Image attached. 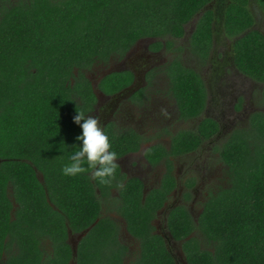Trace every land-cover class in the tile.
<instances>
[{
    "label": "trees",
    "instance_id": "16d2710c",
    "mask_svg": "<svg viewBox=\"0 0 264 264\" xmlns=\"http://www.w3.org/2000/svg\"><path fill=\"white\" fill-rule=\"evenodd\" d=\"M211 1L0 0V264H71L69 230L80 234L89 228L79 243L77 264H177L151 221L175 188L170 156L198 149L200 134L218 130L213 120L204 119L198 133L173 137L169 150L158 145L148 151L153 163L166 161L167 174L162 188L145 202L139 181L119 185L118 165L111 185L90 173L66 177L62 167L81 143L76 137L82 129L73 117L77 111L94 117L98 96L90 73L122 61L141 40L174 47L184 26ZM246 4L233 3L226 12L231 35H242L252 25ZM212 18L205 12L192 36L201 58L211 49ZM235 51L242 71L264 83V37L247 33ZM167 73L184 117L201 115L207 93L200 74L179 58ZM132 81L129 71L112 72L97 89L114 95ZM104 131L117 158L138 150L135 132H116L112 125ZM222 156L229 185L210 193L198 221L187 207L175 208L169 231L183 242L188 264H264V113L236 132ZM113 188L118 197L112 196ZM114 212L139 241L138 251L122 242Z\"/></svg>",
    "mask_w": 264,
    "mask_h": 264
},
{
    "label": "flooded vegetation",
    "instance_id": "af4514ba",
    "mask_svg": "<svg viewBox=\"0 0 264 264\" xmlns=\"http://www.w3.org/2000/svg\"><path fill=\"white\" fill-rule=\"evenodd\" d=\"M242 1L212 0L202 12L198 13L184 26V35L181 38L175 39V46L172 48H168L165 41H162V46L158 47L154 45L156 40L153 39H147L150 40L147 45L139 47L144 40L139 41L121 62L125 65L123 70L132 73L133 81L117 94L106 95L102 92L104 96L100 99L98 98L94 112V116H98L97 118L103 129L108 125H112L116 132L133 131L139 136L138 150L126 153L117 158L116 161L119 160V164L117 163V165L123 175V179L118 182L119 185L125 186L131 180L139 181L142 186L143 202H145L151 192H156L162 188L167 174L166 161L162 159L158 163H153L148 158V151L158 145H162L169 150L173 137L183 131L198 133L204 119H211L216 123L218 130L213 131L211 135L200 134L202 143L198 149L170 156L174 168L172 174L175 188L167 195V199L156 212L151 224L153 232L164 238L167 248L172 254H174V243L176 241L169 231L171 212L177 207L184 206L187 207L193 218L198 221L203 212V206L210 198V193L217 188L227 187L231 180L229 166L223 161L222 151L224 147L233 137H236L237 131L250 127L251 119L255 114L259 112L264 113V83L259 82L254 76L242 71L238 60H236L235 51L236 42L247 33L252 31L259 32L264 37V6L261 0H246L247 10L250 12L253 20L251 27L248 28L246 33L231 35L225 26L226 12L229 7L233 3H236V5L241 4ZM235 10L241 9L235 7ZM207 11H211L213 15L211 22L212 42L208 56L201 58L194 51L192 36L195 33L198 21ZM178 45L185 46L179 47ZM167 53L169 56L164 59L163 55ZM187 54L195 59L190 58V61L186 57V61L194 63L187 65L185 61ZM215 56H217V59H215ZM130 58L131 61H129ZM177 58H179L185 67L197 71L205 85L207 93L205 109L197 117H184L180 111L174 92L169 87L164 92L159 93L160 83H169L167 69L170 68ZM208 63L212 64L207 71V75L204 77L201 70ZM101 68H104V66ZM103 77L99 73L95 77L89 75L90 80L93 81V85L97 84V87ZM250 84L255 87H261L259 93L260 101H258L260 106L257 108L247 101L248 97L245 89ZM236 87L243 89L242 93L237 96H235ZM96 91L101 93L97 88ZM158 93L163 97V100L160 101L158 99ZM154 106H159V109H156ZM161 110L162 114H160ZM168 114H171V116L176 115L180 124L186 125V127L170 134L167 128L161 129L160 126V132L156 133V135H151L152 130L157 127L154 123L159 121L158 117L164 120V117ZM167 137L169 138V142L164 140ZM207 144L212 145L211 150L213 154H217L222 166L219 165L220 171L226 173V175L224 176L223 184L214 185L211 190H208L203 195V198L197 203L200 206V210H195L197 192H199V185H201L200 182H204L207 178H205L203 172L207 171L211 165L207 162V159H203L202 155ZM189 159H191L190 162ZM194 161L198 162V165L196 164L198 171H192ZM216 163L218 162L214 160L213 164ZM182 166L186 168V172L183 173L185 175L180 177ZM193 173H196V175ZM117 192V188L111 189L113 197L115 195L118 197ZM193 199L194 201H192ZM114 206L115 202H112L110 208L114 209ZM118 215L116 212L111 213L112 218L121 226L120 237L122 242L129 246L131 251L137 249V246L139 250V241L128 232L126 221L122 217L118 219Z\"/></svg>",
    "mask_w": 264,
    "mask_h": 264
},
{
    "label": "clouds",
    "instance_id": "9594fccd",
    "mask_svg": "<svg viewBox=\"0 0 264 264\" xmlns=\"http://www.w3.org/2000/svg\"><path fill=\"white\" fill-rule=\"evenodd\" d=\"M73 121L82 129L81 135L76 137L81 143L63 165L62 174L76 177L90 173L100 183L111 185L116 180L117 153L111 150L109 136L99 119L77 111Z\"/></svg>",
    "mask_w": 264,
    "mask_h": 264
},
{
    "label": "rangeland",
    "instance_id": "374dc122",
    "mask_svg": "<svg viewBox=\"0 0 264 264\" xmlns=\"http://www.w3.org/2000/svg\"><path fill=\"white\" fill-rule=\"evenodd\" d=\"M148 41L150 40H144L139 47H143L145 45H147ZM179 46V45H178ZM181 46H185V45H180L179 47ZM185 51V50H184ZM169 56L168 53L167 54H164L163 55V58L165 59V57ZM186 57H187V60H190L191 59H195L193 58L192 56H190L189 54H187V56H185V61H186ZM191 58V59H190ZM215 59H217V56H215ZM238 60V59H236ZM131 61V58L130 60ZM188 62L186 61L187 65H189L190 63H194V62ZM121 62H112L110 66H108V68H101V67H98L97 69H94L91 73H90V76H93L95 77L97 75V73H99V75H105V73H108L109 70H114L113 68H119L121 67ZM130 63V62H129ZM212 63H208L206 65H204L202 67V72H203V76L205 77L207 75V71L209 69V67L211 66ZM130 65V64H129ZM203 65V64H201ZM123 67H125V65H123ZM200 67V66H199ZM166 88H168V83H160V89H159V93H162L166 90ZM236 95H239L242 93V90L240 87H236ZM263 90H264V87H263ZM246 95H247V101L248 103H252L253 104V107L257 108L258 106H260V103H258V101H260L259 99V93L261 91V87L260 86H252L251 84L250 85H247L246 89ZM158 93V99L161 101L163 100V97H161V95H159ZM245 96V95H244ZM157 98V96H156ZM262 105V104H261ZM156 109H159V106H154ZM164 112V111H163ZM160 114H162V110L160 112ZM94 117H98L97 115L94 116ZM158 122L154 123L157 127L154 128L152 130V132L150 133L151 135H156V133H159L160 130L164 127L167 128L168 132L171 134L172 132H176L177 130L179 129H182V128H185L186 125H181L180 122L178 121V118L176 115L174 116H171V114H168L166 115V117H164V120H161L160 117H158ZM160 126H161V129H160ZM166 135V134H165ZM168 136V135H167ZM166 142H169V138L167 137L166 139H164ZM165 145V144H164ZM219 146V145H217ZM212 149V145L211 144H207L205 146V149L203 150L202 152V155H203V159H207V162H209L211 165L209 166V169L207 171H204L203 174H205V178L206 180L204 182H200L201 185H199V192H197V198H196V202H195V210H200V206L197 205V203L203 198V195L208 192V190H211L214 185H217V184H223L224 183V176L226 175V173H222L220 171V167L219 165L221 166L220 162H219V157L217 156L216 153L213 154V151L211 150ZM192 159V158H191ZM191 159H189V162L191 161ZM214 160H216L218 163L216 164H213L214 163ZM198 165V162L194 161V164H192L193 168H192V171H198L196 169V166ZM181 166V165H180ZM222 167V166H221ZM225 169V168H224ZM186 172V168H183V166L181 167V175H185L183 173ZM202 173V172H201ZM194 175H196V173H193ZM184 180V179H183ZM184 183V182H183ZM118 193V192H117ZM116 193V194H117ZM194 201V199L192 200ZM195 212V211H194ZM196 213V212H195ZM121 216L118 215L117 218L118 219H121L120 218ZM179 243V242H178ZM177 243V244H178ZM176 247V249H175ZM174 247V253L178 250H182L181 248H179L177 245H175ZM138 251V246H137V249H134L133 252H136ZM185 255V254H184ZM186 257V256H185Z\"/></svg>",
    "mask_w": 264,
    "mask_h": 264
},
{
    "label": "water",
    "instance_id": "95a60500",
    "mask_svg": "<svg viewBox=\"0 0 264 264\" xmlns=\"http://www.w3.org/2000/svg\"><path fill=\"white\" fill-rule=\"evenodd\" d=\"M123 65H124V63H121V65H120L121 67L116 68V69L113 68L114 70H109L108 73H105V75H106V74H109V73H112V72H119V71H122V70L124 69V68H123ZM96 88H97V84L95 85V89H96ZM96 93H97V96H98L99 99L102 98V97L104 96V94H103L102 92L99 93V91H96ZM0 163H1V160H0ZM116 163L119 164V160H117ZM38 176H39L40 180H41L42 182H44L43 177H42L40 174H38ZM93 226H94V225H93ZM93 226H92V227H93ZM90 229H91V228L85 230L84 232H82V233H80V234H73V232H72L71 230H69V235H70L69 243H70V245H71V247H72V250H73V257H74V260H72L71 264H77L75 258L78 256V246H79V243H80V241H81V240H82V239H83V238L89 233ZM174 244L177 245L179 248L182 249V244H183V242H179L178 244H177V242H175ZM173 257L175 258L177 264H188V262H187V260H186V257H185V255H184L183 249L180 250V251L177 250V251L173 254Z\"/></svg>",
    "mask_w": 264,
    "mask_h": 264
}]
</instances>
